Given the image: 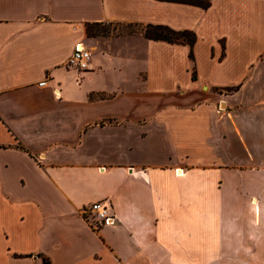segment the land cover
<instances>
[{
    "label": "crops",
    "instance_id": "1",
    "mask_svg": "<svg viewBox=\"0 0 264 264\" xmlns=\"http://www.w3.org/2000/svg\"><path fill=\"white\" fill-rule=\"evenodd\" d=\"M204 2L0 0V264H264V0Z\"/></svg>",
    "mask_w": 264,
    "mask_h": 264
},
{
    "label": "built area",
    "instance_id": "2",
    "mask_svg": "<svg viewBox=\"0 0 264 264\" xmlns=\"http://www.w3.org/2000/svg\"><path fill=\"white\" fill-rule=\"evenodd\" d=\"M65 63L76 69H87L90 67V51L88 47L81 40L75 41ZM83 209L92 216L94 227L114 220V215L106 199L91 201Z\"/></svg>",
    "mask_w": 264,
    "mask_h": 264
},
{
    "label": "trees",
    "instance_id": "3",
    "mask_svg": "<svg viewBox=\"0 0 264 264\" xmlns=\"http://www.w3.org/2000/svg\"><path fill=\"white\" fill-rule=\"evenodd\" d=\"M190 2H197V3H205L204 0H186ZM98 22H88L86 23V32L87 28L91 24H95ZM143 25V30L141 31L142 35L148 38L154 39H165L168 41H183L186 42L189 46H191L195 35L191 30L187 29H173L165 24L160 23H145ZM191 55V51H189ZM193 75V73H192Z\"/></svg>",
    "mask_w": 264,
    "mask_h": 264
},
{
    "label": "rangeland",
    "instance_id": "4",
    "mask_svg": "<svg viewBox=\"0 0 264 264\" xmlns=\"http://www.w3.org/2000/svg\"><path fill=\"white\" fill-rule=\"evenodd\" d=\"M143 30L142 24L120 23V22H98L89 25L87 33L91 35L131 34L137 35ZM142 34V33H141Z\"/></svg>",
    "mask_w": 264,
    "mask_h": 264
}]
</instances>
